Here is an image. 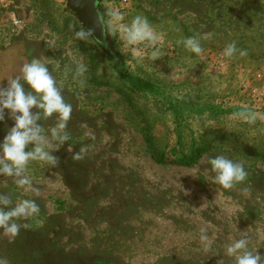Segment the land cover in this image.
Instances as JSON below:
<instances>
[{
  "label": "rangeland",
  "instance_id": "rangeland-1",
  "mask_svg": "<svg viewBox=\"0 0 264 264\" xmlns=\"http://www.w3.org/2000/svg\"><path fill=\"white\" fill-rule=\"evenodd\" d=\"M66 2L0 0V87L38 58L73 108L72 138L59 147L58 165L29 166L39 195L0 176V194L14 203L35 199L40 207L20 221L29 227L14 239L0 230V258L8 264H233L225 249L245 236L264 256V0H98L101 13L117 8L125 22L147 17L161 34L156 60L152 47H126L107 15L106 45L76 39L82 26ZM192 36L201 54L178 43ZM233 41L245 56L222 55ZM80 62L88 70L74 80ZM135 78L154 88L137 89ZM212 106L222 113L212 116ZM245 111L256 120L238 115ZM55 122V116L41 121L45 129ZM11 125L7 118L0 124V139ZM148 125L169 155L208 138L212 149L192 167L156 164L144 139ZM81 148L84 158L74 160ZM216 155L241 162L246 181L228 190L214 183L208 160Z\"/></svg>",
  "mask_w": 264,
  "mask_h": 264
},
{
  "label": "clouds",
  "instance_id": "clouds-1",
  "mask_svg": "<svg viewBox=\"0 0 264 264\" xmlns=\"http://www.w3.org/2000/svg\"><path fill=\"white\" fill-rule=\"evenodd\" d=\"M107 15L108 27L112 32H118L124 45L135 50L138 45L152 47L153 60L158 59L162 53L156 47L161 39L147 17L137 14L129 22H125V13L117 8L106 10L97 14L99 23L104 24V16ZM75 38L87 40L93 36L90 28L74 30ZM99 42V40H98ZM178 43H182L188 51L201 54L203 49L200 41L195 37H188ZM245 56L244 50L237 48L236 42L229 43L223 50L222 55L233 58L236 55ZM87 66L83 62L76 65L73 79L83 77L87 72ZM81 85L83 80L80 81ZM72 105L65 101L62 95V87L52 75L49 67L38 58L24 63L20 69V75L7 81L0 87V124L7 120L12 125L0 139V176L9 177L25 192H33L39 195V189L33 186V179L29 175V166L33 162L41 165L56 167L59 156L56 153L72 137L67 131L68 122L71 118ZM248 122L256 120V114L251 111L241 112ZM56 117L54 126L45 129L42 120ZM85 148H81L73 155L74 160L84 158ZM208 164L215 174L213 182L222 186L223 189H232L234 185L246 181L248 173L244 165L225 155L210 157ZM40 213V207L35 199H21L18 202L7 194H0V230L9 238H15L22 228L29 227L27 221ZM201 241H207L206 230L201 231ZM250 241L245 236L234 240L226 249L225 254L233 264H264V256L257 249L249 248ZM0 264H8L4 258H0Z\"/></svg>",
  "mask_w": 264,
  "mask_h": 264
},
{
  "label": "trees",
  "instance_id": "trees-1",
  "mask_svg": "<svg viewBox=\"0 0 264 264\" xmlns=\"http://www.w3.org/2000/svg\"><path fill=\"white\" fill-rule=\"evenodd\" d=\"M118 73H122L121 68H117ZM136 80V88L139 90L147 91L152 90L154 85L149 83L148 81H144L140 78H135ZM191 107L192 104L186 105ZM173 110L175 107L171 106ZM217 106L211 107L209 111L211 115H217L222 112L217 111ZM203 109L196 110V112L203 113ZM144 139L146 143V147L148 152L150 153L153 161L159 165H175L181 167H192L198 161H200L203 156L212 149L213 140L205 139L201 140L200 142H194L189 147L187 151L181 149L179 150V155L172 156L167 153L165 148L159 145L156 137L154 136L153 132L151 131V127L148 125L144 129ZM177 151V150H176ZM175 152V151H174Z\"/></svg>",
  "mask_w": 264,
  "mask_h": 264
},
{
  "label": "water",
  "instance_id": "water-1",
  "mask_svg": "<svg viewBox=\"0 0 264 264\" xmlns=\"http://www.w3.org/2000/svg\"><path fill=\"white\" fill-rule=\"evenodd\" d=\"M66 8L74 14L82 28L93 30L91 38L100 46L109 42L105 23L101 24L97 20V14L101 13L98 0H67Z\"/></svg>",
  "mask_w": 264,
  "mask_h": 264
}]
</instances>
